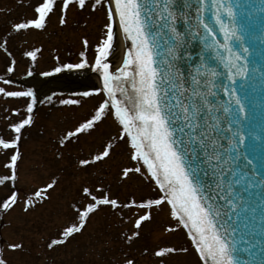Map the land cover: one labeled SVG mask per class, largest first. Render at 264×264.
<instances>
[{"label":"rangeland","instance_id":"rangeland-1","mask_svg":"<svg viewBox=\"0 0 264 264\" xmlns=\"http://www.w3.org/2000/svg\"><path fill=\"white\" fill-rule=\"evenodd\" d=\"M40 2L0 0V88H30L33 92L32 97H6L0 93V139L17 140L9 149L0 146V203L12 191L17 193L8 207L0 208V261L199 264L163 200L159 205L141 207L144 200L160 196L139 164L131 160V151L109 106L91 127L75 132L104 102L100 92L90 91L84 96L83 92L66 87L64 78L56 82L59 76L41 75L56 74L52 72L54 67L63 71L64 63L79 62L81 51L85 52L87 63L92 62L95 47L107 32L108 6L104 0L99 4L85 0L83 6L76 0H69L67 6H63V0H53L41 29H13V24L34 18V8ZM28 51L34 53L33 57L24 55ZM9 66L13 68L11 73L7 71ZM30 99L34 105L29 114L26 104ZM71 100L79 103H68ZM26 115L31 123L22 126L19 134L14 133L10 125ZM69 132L73 135L69 136ZM105 146L108 154L93 161L92 156L99 155ZM14 151L18 158L11 162ZM81 160L88 163L81 164ZM137 167L140 172L135 171ZM37 191L39 196L35 195ZM93 195L98 199L106 195L108 200L115 199L117 205L98 204L81 226L79 211L95 203ZM144 211H149L151 218L137 227L135 220ZM67 227L79 230L64 235ZM133 232L137 235L132 236ZM161 248L187 251L157 255Z\"/></svg>","mask_w":264,"mask_h":264},{"label":"snow or ice","instance_id":"snow-or-ice-1","mask_svg":"<svg viewBox=\"0 0 264 264\" xmlns=\"http://www.w3.org/2000/svg\"><path fill=\"white\" fill-rule=\"evenodd\" d=\"M76 2L83 6L85 0ZM95 3L99 4L100 0H95ZM104 3L109 8L114 6V12H107V32L95 47L94 62L87 65L85 52L81 51L79 62L64 63L62 68L83 69L87 65L99 74L103 89H90L84 91L83 95L88 96L90 91H102L110 100L114 115L123 126V132L127 134L133 149L131 159L143 162L147 173L163 194L157 199L144 200L141 207L159 205L162 200H166L171 206V216L177 217L178 224L188 229L195 252L203 264H243V249L237 236L245 228L249 212H255V208H250L244 200V193L253 187L249 177L255 170L248 167L253 161L246 154L241 155L238 145L245 141V136L240 130L233 131L231 127L225 130L223 121L214 123L220 111L231 112L233 105L238 116L245 114L241 100L234 91L229 90L227 83L218 85L216 82L218 75H224L220 65L227 69V81L243 77L246 71L242 64L237 63L240 56L230 46V39L239 40L240 37L236 34L235 25L230 27L233 13L229 0H211L210 4L208 0H196L195 5L184 0H104ZM68 4L69 0H63V6ZM52 7L53 0H42L34 8L35 17L13 24V29H41ZM206 10L209 13L207 17ZM221 12L229 19H222ZM117 22L123 38L130 41L131 45L123 52L122 64L113 74L105 58L110 54L113 25ZM178 22L185 26L180 31L176 27ZM60 23H64L63 16ZM217 30L223 36V42L217 40ZM192 40H198L201 45L199 60L195 65L192 55L186 50ZM178 52L183 55L178 56ZM24 55L33 57L34 53L28 51ZM181 60L189 67L185 73L176 67ZM162 69L167 70V75ZM7 71L11 73L13 68L9 66ZM60 71L61 67L52 69V72ZM48 74L41 73L45 76ZM122 77L126 78L134 91L131 108L124 106L114 95L117 87L123 91ZM220 87L229 96L228 106L222 109L216 106L215 101ZM0 93L6 97L33 95L30 88L25 91H5L0 88ZM68 103L79 101L71 100ZM33 105L34 100L27 101V113L32 112ZM105 106L104 102L99 103L91 119L81 123L75 132H81L91 127L94 121L100 120ZM30 123V116L26 115L10 127L19 134L21 127ZM68 135L73 133L69 132ZM224 140H227V147L222 142ZM60 143L63 144L64 140ZM16 144V139H0V146L4 149ZM108 152L105 146L99 155L92 156V160H99ZM17 158V153L12 152L11 162ZM80 163L86 164L88 161L81 160ZM8 166L12 167V164ZM135 171L140 172L141 169L137 167ZM261 175L264 176V173ZM83 191L89 193L88 188ZM35 195L39 196L40 192L37 191ZM16 196V191H12L0 203V208L8 207ZM91 198L95 203H89L79 211L81 226L86 215L96 209L98 204L117 205L115 199L108 200L106 195L101 199L94 195ZM261 203L264 204V201ZM260 214L264 221V207L260 209ZM150 218V212L144 211L135 220V225L139 227L142 221ZM252 221L255 223L254 216ZM260 227L264 232V223ZM78 230L79 227H67L63 234ZM136 235V232L132 233V236ZM176 251L187 250L161 248L156 254ZM0 264L4 262L0 261ZM126 264H132V261Z\"/></svg>","mask_w":264,"mask_h":264},{"label":"water","instance_id":"water-1","mask_svg":"<svg viewBox=\"0 0 264 264\" xmlns=\"http://www.w3.org/2000/svg\"><path fill=\"white\" fill-rule=\"evenodd\" d=\"M184 2L192 5L196 4V0H184ZM210 2L211 0H208L209 4ZM229 3L233 13L230 18V27L234 24L237 29L236 34L240 37L239 40L230 39V46L232 51L240 56V60L237 61V63L242 64L246 71L243 77H235L232 81H227V69L220 65V71H222L224 75H218L216 82L218 85L227 83L229 90L234 91L237 98L241 100V106L244 107L245 114L242 117L238 116L235 112L236 106L233 105V111L231 112L224 113L220 111L218 119L215 120L214 123L223 121V128L225 130L231 127L233 131L240 130V133L245 136V141L238 145V147L241 151V155L246 154L253 161L248 167L249 169H254L255 172L249 177L253 187L244 193V200L250 208H255V212H249L248 219L245 221V228L241 230L240 234L237 236V240L240 242V247L243 249V254L241 256L243 264H264V232H262L260 227L261 223H264L260 214V209L264 207V204L261 203L264 201V176L261 175V173H264V0H229ZM112 8L114 12V6H112ZM192 11L194 14L195 8H193ZM208 15L209 13L206 10L205 17ZM220 15L222 19H229L223 12H221ZM116 25L118 35H120L121 47L118 51L109 54V56L105 58V62L109 63V70H112L110 72L113 74H115V69L122 64L123 52L130 48L131 45L130 41L123 38L118 28V22ZM176 27L177 30L180 31L185 26L182 22H178ZM215 35L219 42H223V36L218 30L215 32ZM111 48L112 46L110 50ZM200 49L201 45L198 40H192L187 45L186 50L192 55L193 65L199 60L198 54ZM177 55L182 56L183 53L178 52ZM176 67L180 69L181 73H185L189 70L188 64L184 63L183 60L177 62ZM192 70L195 71V68L193 67ZM162 71L167 75L166 69H162ZM90 73L97 77L99 89L102 90L103 84L99 79V74L89 66L83 69H66L48 76L51 78L56 76L63 77L67 74L68 87L77 89L78 85L74 84V81L69 76L75 77V79L80 77L87 81L86 78L89 79L88 74ZM121 84L123 85V91L121 88L117 87L114 95L118 100H121L124 106L131 108V102L135 98L134 91L126 78H121ZM90 86L92 89L95 88L92 83ZM101 93L103 95L102 91ZM104 99L105 104L109 105L116 123L119 124V120L114 115L111 108L110 100L105 96ZM215 101L216 106L220 109L228 106L229 96L224 93L223 87L219 88V94L215 97ZM213 111H216V107H214ZM229 120L232 121L231 124L228 123ZM119 126L123 132V126L120 124ZM124 134L127 139V134ZM222 142L226 147L228 146L227 140ZM233 147H237V145H233ZM139 162H141L147 172L143 162ZM148 175L151 178L150 174ZM156 187L158 191H160V194L163 195L159 187L157 185ZM165 202L167 203L166 200ZM167 206L169 210H171V206L168 203ZM253 216L255 217V223L252 221ZM174 218L178 221L177 217ZM180 227L184 230L187 239H189L192 248H194L191 237L188 235V229L183 225H180ZM200 262L203 264L202 261Z\"/></svg>","mask_w":264,"mask_h":264},{"label":"bare ground","instance_id":"bare-ground-1","mask_svg":"<svg viewBox=\"0 0 264 264\" xmlns=\"http://www.w3.org/2000/svg\"><path fill=\"white\" fill-rule=\"evenodd\" d=\"M107 6H108V5H107ZM108 10H111V11H112V7L109 8V6H108ZM113 31H114L113 45H112V48H111V50H110V54H112V53L118 51V49L121 47V45H120V44H121V41H120V35H118V30H117V27H116L115 24L113 25ZM110 47H111V46H110ZM90 76H91V77L89 78L90 81L96 85V84H97V83H96V82H97V77H96V76H93V74L90 75Z\"/></svg>","mask_w":264,"mask_h":264}]
</instances>
